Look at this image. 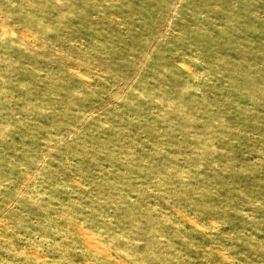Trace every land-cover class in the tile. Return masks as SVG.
Instances as JSON below:
<instances>
[{
    "label": "rangeland",
    "instance_id": "374dc122",
    "mask_svg": "<svg viewBox=\"0 0 264 264\" xmlns=\"http://www.w3.org/2000/svg\"><path fill=\"white\" fill-rule=\"evenodd\" d=\"M0 264H264V0H0Z\"/></svg>",
    "mask_w": 264,
    "mask_h": 264
}]
</instances>
